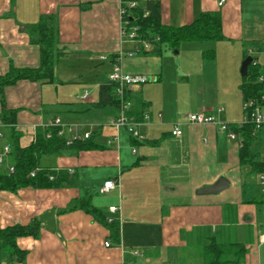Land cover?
I'll return each instance as SVG.
<instances>
[{
    "label": "crops",
    "instance_id": "obj_1",
    "mask_svg": "<svg viewBox=\"0 0 264 264\" xmlns=\"http://www.w3.org/2000/svg\"><path fill=\"white\" fill-rule=\"evenodd\" d=\"M156 1L160 2L162 23L175 28L192 24L203 13L220 12L225 39L186 42L179 51H172L178 56V73L187 82L186 93L170 83L163 54L121 61L126 74L149 79L148 85L132 92L134 102L145 104L142 110L136 105V112H147L150 118L140 127L145 139L135 142L126 129L111 125L113 117L93 108L100 87L110 81V76L103 77V69L108 68L111 75L119 51L133 48L121 37V0H0V77L11 67L40 68V47L31 42L28 29L41 17H54L57 22V50L61 53L54 82L21 80L6 87V105L16 112V123L3 124L0 104V153L9 146L12 131L25 148L56 118L68 126L79 125L81 132H96L95 141L101 145L95 150L44 158V168L63 174L65 180L59 186L0 192V231L34 220L41 223L38 238L17 241L19 249L27 251L22 262L8 258L0 243V264H203L204 248L213 241L245 248L254 243L264 245L251 220L257 201L244 198L245 177L241 176L240 182L239 175L232 178V172L223 169L225 163L220 164L222 169L216 167L217 161H229L234 146L216 125L201 126L186 119L202 109L210 114L214 108L205 99L195 106L196 92L211 98L240 89L239 70L245 50L257 52L259 75L264 80V0ZM215 47L214 58L203 57L207 49ZM226 49L232 53L220 63L219 50L227 54ZM101 55L108 60L101 61ZM86 91L88 102L81 100ZM219 103L229 109V103ZM218 118L233 119L225 110ZM134 119L141 121L137 116ZM179 122L182 136L176 137L173 129ZM65 133L68 139L71 134L68 130ZM260 140L264 144L263 132ZM3 167L8 165H0ZM221 178L229 183L226 190L198 194ZM107 181H114L117 188L101 194ZM84 198H90L95 208L120 223L119 245L93 216L71 209ZM112 207L118 211L110 212ZM107 242L110 247L105 246ZM257 250L249 257L247 250L244 264H263Z\"/></svg>",
    "mask_w": 264,
    "mask_h": 264
},
{
    "label": "trees",
    "instance_id": "obj_2",
    "mask_svg": "<svg viewBox=\"0 0 264 264\" xmlns=\"http://www.w3.org/2000/svg\"><path fill=\"white\" fill-rule=\"evenodd\" d=\"M134 4V7L131 5ZM121 6L126 14L123 23L127 29L138 27L139 39L151 44L152 50L141 55H162L163 51H179L181 45L186 42L205 43L219 42L225 39L222 31V17L220 12H207L200 15L192 24L180 28L166 26L161 21V6L156 0H121ZM31 42L40 47L41 65L39 69L19 70L11 67L9 73L0 77V104L2 107L1 119L3 124L13 126L16 123V112L8 110L5 101V89L15 85L21 80L33 82L55 81V70L61 57L57 50L58 24L54 17H41L37 25L30 27ZM249 49L244 52V60L249 57ZM215 50L210 49L203 53L206 59H212ZM258 64L253 57V63L248 68V75L242 79L240 86L242 100L245 103L249 99L264 95V82H260ZM253 71V72H252ZM248 78V79H247ZM117 85L113 82L103 84L99 90L98 102L93 106L95 110L103 111L107 116L118 118L121 102L116 93ZM133 93L126 90V100L133 103V109L128 112L130 118L137 116L143 121L147 112H136L138 107L142 110L145 104L142 101L134 102ZM234 132L242 140L239 150L240 166L248 168L247 176L256 178L264 174V160L260 155V147L264 145L260 140V134L254 133L252 125L233 126ZM60 129L39 130L36 140L30 146L22 148L19 143V135L11 132L9 146L10 155L4 165L14 167V173H10L8 167L0 168V192H16L23 188H51L61 185L65 180L63 174L57 175L42 166V160L46 157L59 156L63 152L88 151L101 147L96 143L97 133H93L90 139L77 141L73 145H67V138L59 136ZM264 133V130H263ZM50 134V137H47ZM137 142V141H135ZM3 165V166H4ZM36 172L35 176L31 174ZM50 176L54 179L50 180ZM259 203H264L261 199ZM71 209H81L94 217L96 221L110 231V239L115 245L120 244L121 229L117 220L109 221L106 215L95 208L90 198H84L75 203ZM41 231V223L34 220L28 225H16L0 231V243L4 253L11 260L22 262L27 251H21L17 245L19 238H38ZM205 261L203 264H244L247 249L241 244L220 245L211 242L204 248Z\"/></svg>",
    "mask_w": 264,
    "mask_h": 264
},
{
    "label": "built area",
    "instance_id": "obj_3",
    "mask_svg": "<svg viewBox=\"0 0 264 264\" xmlns=\"http://www.w3.org/2000/svg\"><path fill=\"white\" fill-rule=\"evenodd\" d=\"M224 1H221L220 6L223 5ZM135 5L132 4L131 7ZM121 20H123V16L126 14L125 9H120ZM121 37L123 42H130L133 44V48L126 51L120 50L119 53L114 58L113 70L110 75V82H113L117 85L116 93L121 102V109L118 118L113 119L111 121V125L120 130L124 128L127 130L128 134L136 141L142 142L145 138L140 132V127L144 124L149 123V114L146 113L143 121H137L134 118H130L128 116V112L133 109V103L126 100V90L134 91L139 88L143 84L149 82V79L145 76H134L131 74H126L121 66V61L124 58H133L135 56L141 55L144 52H149L152 50V46L150 43L139 39L138 37V27H132L130 29L126 28V25L122 21V34ZM94 57H91L93 60ZM101 61H107L108 58L105 55H101L99 58ZM260 82H264L260 78ZM82 101H89V93L86 91L85 94L81 97ZM224 108H218L215 111H211L210 114L206 113H196L189 114L186 119L193 124L207 126V125H216L219 129V133L226 134L229 140H238L237 134L233 130V125L221 122L218 120L216 116L223 114ZM244 123L241 125H252L254 128V133L259 134L264 130V95L249 99L244 103ZM182 123H176L173 129V135L176 137L182 136L181 130ZM60 129L59 136H64L65 130H68L71 134L67 139V145H73V143L77 141H85L90 139L92 136V132L86 130L85 132H81V128L79 125L68 126L63 124L60 118L54 119L48 126L47 129ZM1 136V135H0ZM47 137H50V134H47ZM109 144H112L110 141ZM240 146L242 144V140L239 139ZM11 148L10 146H5L2 152L0 153V165H4L7 162V159L10 155ZM264 160V158H262ZM9 172L14 173V167L8 166ZM36 172L31 174L34 177ZM260 184L264 187V174L258 176ZM54 177L50 176V180H53ZM117 188V184L114 181H107L104 183L103 187L100 189L101 194H105L111 190ZM118 211L117 207L110 208V212L116 213ZM113 218H110L109 221H112ZM260 242L264 243V234L260 237ZM106 247H110L111 244L109 242L105 243Z\"/></svg>",
    "mask_w": 264,
    "mask_h": 264
},
{
    "label": "rangeland",
    "instance_id": "obj_4",
    "mask_svg": "<svg viewBox=\"0 0 264 264\" xmlns=\"http://www.w3.org/2000/svg\"><path fill=\"white\" fill-rule=\"evenodd\" d=\"M210 50V49H207ZM226 51L228 52V50L226 49ZM230 53L232 52H228L227 54H222L219 50V61L220 63H223L228 57H230ZM163 58H164V67H165V73L169 76L168 78H170V83L173 85V82L175 83V85H173L175 87V89L179 90L180 92L186 93L184 91V88L186 87V81L184 80V76H182L178 70V65L177 63H175V60H178V56H173V53L171 50H165L163 51ZM215 55H216V47H215ZM249 56L254 57L255 59H257L258 54L257 52H249ZM243 58V57H242ZM244 61V60H243ZM242 61V63H243ZM241 63V66H242ZM258 72H261L260 67L258 66ZM239 75L241 77V80L243 79V76L241 75V67L239 70ZM253 72V71H252ZM103 77H109L110 76V72L108 71V68L103 69ZM248 79V78H247ZM148 85L143 84L142 86ZM200 92H196L194 95V98L196 99V102L194 103L195 106L202 104V99H205V102L207 104H214V108L213 111L217 110L218 108H224L225 110V114H230L232 116L233 119H231L230 121H225V120H221V122H225L228 124H243L244 123V102L242 100V95L240 93V89H235V90H230L227 92H222L219 95H213L211 96L212 101H210L209 99H211L209 96H200ZM227 102L230 104L229 109H227V107L222 104L219 103L217 104V102ZM213 102V103H211ZM182 106H188V104H184ZM207 109V108H206ZM203 113V109L201 111L198 112V114ZM224 113V112H223ZM189 114V113H188ZM223 115V114H222ZM217 118L219 116H216ZM218 120H220L218 118ZM233 120V121H232ZM122 131L124 128H121ZM125 131V130H124ZM126 133V131H125ZM66 136H68V132L66 131ZM127 134V133H126ZM128 135V134H127ZM128 137V136H127ZM260 138V137H259ZM228 140V139H227ZM229 143L230 146H234V150L232 151V155L229 159V161L227 160L226 162L223 161H217L216 163V167H218L219 169H222L220 164L223 165L224 163L227 164V167H225L223 169L226 170H230L232 172V178H234V176H238L239 175V182L242 181V177H245V182H244V186H245V200L246 201H257V203L255 202L253 205L256 206V210H255V217L253 219H251L252 221L254 220L256 223V227L259 230V234L263 235L264 234V203L259 204V201L261 199L264 200V188L260 185V181H259V177L257 176L256 178H250L248 176H246V173H248V168H240L239 166V159H238V151H239V139L236 141H232L229 140L227 141ZM260 155L261 158H264V145H262L260 147ZM241 170V171H240ZM225 179V178H224ZM253 244V243H252ZM258 245H256L255 243L253 245H251L250 247L247 246V250H248V257L251 254H255L256 250L258 252L261 253V263L264 264V245L259 247Z\"/></svg>",
    "mask_w": 264,
    "mask_h": 264
},
{
    "label": "water",
    "instance_id": "obj_5",
    "mask_svg": "<svg viewBox=\"0 0 264 264\" xmlns=\"http://www.w3.org/2000/svg\"><path fill=\"white\" fill-rule=\"evenodd\" d=\"M253 63V57L249 56L245 59L241 66V75L247 76L248 75V68ZM229 187V183L226 179L221 178L215 185L203 188L198 191L200 195H211V194H219L226 190Z\"/></svg>",
    "mask_w": 264,
    "mask_h": 264
}]
</instances>
